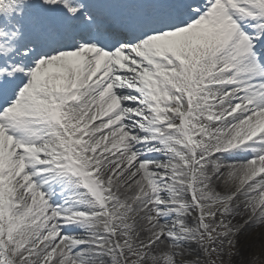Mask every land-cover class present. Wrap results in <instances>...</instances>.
<instances>
[{
  "label": "snow or ice",
  "instance_id": "snow-or-ice-1",
  "mask_svg": "<svg viewBox=\"0 0 264 264\" xmlns=\"http://www.w3.org/2000/svg\"><path fill=\"white\" fill-rule=\"evenodd\" d=\"M0 264H264V0H0Z\"/></svg>",
  "mask_w": 264,
  "mask_h": 264
}]
</instances>
